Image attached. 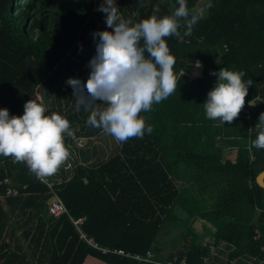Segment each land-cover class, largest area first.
Listing matches in <instances>:
<instances>
[{"label": "trees", "instance_id": "1", "mask_svg": "<svg viewBox=\"0 0 264 264\" xmlns=\"http://www.w3.org/2000/svg\"><path fill=\"white\" fill-rule=\"evenodd\" d=\"M95 4L75 0L69 11L59 12L49 10L46 0H0V106L10 115H20L25 101L40 97L77 135L89 137L100 129L84 124L77 129L76 121L87 119L89 110H77L66 83L83 72L86 81L99 39L93 32L108 28ZM116 4L121 17L133 22L150 16L154 5L158 15L178 6L176 0ZM200 5L201 0H187L190 9ZM178 31L179 36L165 38L175 57L176 90L140 113L151 133L117 141V150L98 163L90 161L94 156L86 147L77 157L81 161L72 157L62 179L52 183L65 213L50 216L52 190L23 161L0 156V179L26 184L18 195L3 197L6 208L0 202V264H161L165 259L264 264V188L256 182L264 148L252 146L264 101L250 103L264 100V0H212L190 35H183L182 21ZM221 67L242 69L252 80L230 125L207 118L203 107L216 81L211 73ZM227 148L235 149L234 159L223 158ZM4 190L0 185V194ZM69 216L84 217L82 230L100 248L79 237ZM197 219L209 225L211 240L202 242L192 230ZM174 228L180 230L173 247L184 243L164 257L160 238ZM219 246L225 260L212 253ZM147 252L148 260L135 258H146Z\"/></svg>", "mask_w": 264, "mask_h": 264}, {"label": "clouds", "instance_id": "2", "mask_svg": "<svg viewBox=\"0 0 264 264\" xmlns=\"http://www.w3.org/2000/svg\"><path fill=\"white\" fill-rule=\"evenodd\" d=\"M176 4L164 15H158L160 9L154 5L150 16L133 22L121 17L115 0H103L99 10L111 31L93 32L94 39H99L95 54L87 62L90 72L86 81L78 77L66 80L77 110L81 106L89 110L86 123L119 142L151 133V126H146L140 113L150 111L177 87L175 57L165 38L180 35L181 21L183 35H190L212 0H201L199 7L191 9L187 0H176ZM211 74L216 81L203 102L205 115L230 125L245 103L252 80L245 78L242 69L221 67ZM97 102H103L102 106ZM23 108L22 114L10 115L6 107H0V156L23 161L37 176L49 175L69 155L64 144V136L72 135L69 121L57 112L49 113L40 97L28 99ZM255 129L252 146L264 148V112L259 114Z\"/></svg>", "mask_w": 264, "mask_h": 264}, {"label": "rangeland", "instance_id": "3", "mask_svg": "<svg viewBox=\"0 0 264 264\" xmlns=\"http://www.w3.org/2000/svg\"><path fill=\"white\" fill-rule=\"evenodd\" d=\"M49 3H52V0H48ZM96 1V4H95V9L96 10H99V7L100 5L103 3V0H95ZM118 0H115V2L117 3ZM74 2L75 0H55V2H53V5L52 7L54 8L55 11H59V12H67L69 11L73 5H74ZM82 71V69H81ZM196 71V70H195ZM194 72V71H193ZM198 72V71H196ZM78 74V78L81 80H84V72L83 73H77ZM72 92V88H71V91ZM102 106V105H101ZM79 119L81 120V122H78L76 121V126H77V129H79V127L81 125H85V129L87 128H90L91 125H89L88 123H86V120L84 117H79ZM85 121V123H84ZM71 128V126H70ZM71 139L74 140L75 144L77 147H80V148H87V149H90L91 152L90 153H93V156L94 157H91L90 158V161H93L95 163H98L100 161H103L105 160L106 158H108L112 153H114L116 150H117V145H118V142L117 140L114 139V137H112L110 134L104 132L102 129H99L94 135L92 136H87V137H82V136H78L75 131H72V135L70 136ZM83 145V146H79V145ZM76 154H75V161L78 160V161H81L80 158H77L79 157L78 155V152L75 151ZM228 150L227 149H224L223 150V153L226 154V157L227 155H233L234 154V151H233V154H229L227 153ZM88 160V162H90ZM87 162V163H88ZM209 225L204 221L202 220H195L192 225H191V228L192 230L199 235L200 237V240L202 242H206V241H209L211 240V234H210V231L208 229ZM175 232H170L168 231V235H164L163 237H161V252L160 254L164 255V257H167V255L171 252H174L177 248L180 247L181 244H183L184 242L182 241L179 245L177 244L176 246L173 247V244H174V240L176 238H178V234H179V230L180 229H176L174 228L173 229ZM177 230V231H176ZM177 232V233H176ZM172 244V245H171ZM220 249V246L217 248H212V253H218L220 255V257L225 260V255H221L218 250ZM223 254H226V251L223 253ZM166 259L163 261L165 262ZM217 264V263H216Z\"/></svg>", "mask_w": 264, "mask_h": 264}, {"label": "built area", "instance_id": "4", "mask_svg": "<svg viewBox=\"0 0 264 264\" xmlns=\"http://www.w3.org/2000/svg\"><path fill=\"white\" fill-rule=\"evenodd\" d=\"M263 101H264L263 99L257 98V100H253L250 103H262ZM36 178L39 181L46 183L47 186L52 190V183L51 182L47 181L43 176H37L36 175ZM0 185L5 186V190L3 191L2 194H0V197H2V198L4 196L18 195L21 192V189L26 188V184H22V185L12 184L10 178L7 176H4L2 179H0ZM52 192H53V197L49 201L47 213L50 216L58 217L60 214L65 213L67 210H66V207L64 206V203L61 200V198L53 190H52ZM69 218H70L71 222L73 223V225L75 226V228L77 229V231L79 232V237L81 239H84L88 244L92 245L93 247L100 248L97 245V243L82 230L81 223H82L84 217L74 218L72 216H69ZM105 250L106 249H102V251H105ZM114 251H116L117 253H120V254L123 253L122 250H114ZM135 258L148 260L149 258H151V253L147 252L146 258H141L138 255H136ZM161 264H186V263L184 260H182L180 262L165 261ZM204 264H211V263L204 262Z\"/></svg>", "mask_w": 264, "mask_h": 264}, {"label": "crops", "instance_id": "5", "mask_svg": "<svg viewBox=\"0 0 264 264\" xmlns=\"http://www.w3.org/2000/svg\"><path fill=\"white\" fill-rule=\"evenodd\" d=\"M53 2H55V0H52V3H49V1L46 0V7L49 10H51V11H55L54 8L52 7L53 5H51V4H53ZM78 136L79 137L80 136L84 137V135H78ZM67 137H69V136H67ZM65 140L66 139L64 137V141ZM66 145L68 146L67 147V150H68V153H69V155L67 156V158L59 165V167L55 170V172H53V173H51L49 175H44L43 176L45 179H48V181L51 182V183L59 182L62 179L61 176H60L61 175V171L64 170V169H66V168H68V167H66V165L69 162V160L72 159V157H75V154H76L75 151H77L78 154H80L81 153V150L83 149V148L77 147L76 144H75V142H74V140H72V139L66 141ZM227 150H228L227 153L233 154V151H234V154L233 155H230V156L227 155V157H226V154L223 153V158L234 159V157H235V149L227 148ZM0 202L2 203L3 207L6 208L4 198L0 197ZM11 220H12V218L10 217L8 221L10 222ZM208 229L210 231V227H208ZM17 233L20 234V230H18Z\"/></svg>", "mask_w": 264, "mask_h": 264}, {"label": "water", "instance_id": "6", "mask_svg": "<svg viewBox=\"0 0 264 264\" xmlns=\"http://www.w3.org/2000/svg\"><path fill=\"white\" fill-rule=\"evenodd\" d=\"M256 182L259 186L264 188V169L257 174Z\"/></svg>", "mask_w": 264, "mask_h": 264}, {"label": "bare ground", "instance_id": "7", "mask_svg": "<svg viewBox=\"0 0 264 264\" xmlns=\"http://www.w3.org/2000/svg\"><path fill=\"white\" fill-rule=\"evenodd\" d=\"M172 260H173V259H172ZM172 260H171V261H172ZM166 261H167V260H166ZM176 261H177V259H176ZM178 261H179V260H178ZM178 261H177V262H178ZM158 263H159V262H158ZM209 263H210V262H209ZM202 264H203V263H202Z\"/></svg>", "mask_w": 264, "mask_h": 264}]
</instances>
